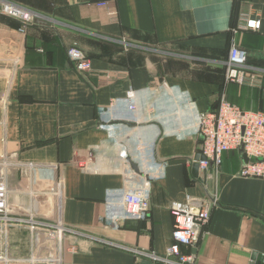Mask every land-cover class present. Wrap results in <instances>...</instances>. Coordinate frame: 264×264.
<instances>
[{
    "label": "crops",
    "instance_id": "crops-1",
    "mask_svg": "<svg viewBox=\"0 0 264 264\" xmlns=\"http://www.w3.org/2000/svg\"><path fill=\"white\" fill-rule=\"evenodd\" d=\"M7 1L36 16L23 27L0 14V159L47 166L6 170L8 207L50 216L61 180L62 221L81 232L65 237L57 263L44 232L13 226L0 233L7 264H163L97 238L164 255L169 206L189 199L214 200L196 246L182 247L195 264H264V179L239 175L238 149L206 183L192 173L198 116L222 94L264 111V0ZM249 18L258 30L244 29ZM234 44L256 68L251 82L224 80ZM69 47L87 55L88 71L74 69ZM141 188L148 214L128 218L122 195Z\"/></svg>",
    "mask_w": 264,
    "mask_h": 264
},
{
    "label": "built area",
    "instance_id": "built-area-1",
    "mask_svg": "<svg viewBox=\"0 0 264 264\" xmlns=\"http://www.w3.org/2000/svg\"><path fill=\"white\" fill-rule=\"evenodd\" d=\"M0 14L20 20L23 27L31 23L36 16L33 11L7 0H0ZM260 25L259 18H249L245 20L244 29L256 31ZM23 27H20L21 31ZM66 56L77 72L82 73L90 69L89 58L78 48H67ZM246 59L245 49L235 44L229 48L224 73L226 83L243 84L247 80L250 82L254 80L256 68L248 66ZM13 60L16 63L20 61L18 57ZM127 97L132 100L133 93L129 91ZM197 131L199 135L197 154L204 157V160L197 161L198 169L204 172L205 183L213 173L218 171L224 153L239 149L240 146H242V163L239 175L264 179V111L243 109L228 101L225 94H222L212 109L199 114ZM91 156L89 152L88 158ZM12 165L25 166L29 169L47 167L37 164H13L6 159H0V233L6 234L11 227L21 225L31 232L33 230L44 232L54 243L56 251L54 260L58 263L64 251L65 237L69 234H81L79 230L62 221L63 182L56 179L51 189L54 208L50 216L37 218L32 215H13L8 207V190L5 182L6 170ZM211 169L213 173L210 172ZM121 203L128 218H143L148 214L149 200L146 188L125 191ZM213 205L214 200L210 199L201 201L189 199L184 203L171 202L169 210L173 217L172 241L164 255L112 243L105 239L97 238V240L128 249L139 256H146L163 264H195V255L183 252L182 247L196 246L209 222ZM0 260L7 264L6 251L0 255Z\"/></svg>",
    "mask_w": 264,
    "mask_h": 264
},
{
    "label": "water",
    "instance_id": "water-1",
    "mask_svg": "<svg viewBox=\"0 0 264 264\" xmlns=\"http://www.w3.org/2000/svg\"><path fill=\"white\" fill-rule=\"evenodd\" d=\"M238 150L241 151L242 146H240ZM199 160H204V157L197 154L193 160L194 162L192 163V173L197 179H200L203 183H205L204 178L198 176L199 169H198V162L197 161H199ZM184 161H185L184 159H174V160H171L170 163H178V162H184ZM203 174H204V172H203ZM254 260H255V257L252 256L251 262L249 264H254Z\"/></svg>",
    "mask_w": 264,
    "mask_h": 264
}]
</instances>
